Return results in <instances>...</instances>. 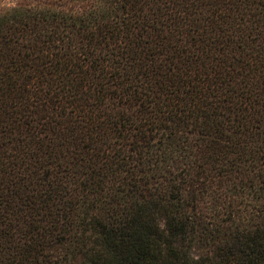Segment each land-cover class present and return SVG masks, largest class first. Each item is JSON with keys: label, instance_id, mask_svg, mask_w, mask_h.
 <instances>
[{"label": "trees", "instance_id": "trees-1", "mask_svg": "<svg viewBox=\"0 0 264 264\" xmlns=\"http://www.w3.org/2000/svg\"><path fill=\"white\" fill-rule=\"evenodd\" d=\"M264 0L0 6V264H264Z\"/></svg>", "mask_w": 264, "mask_h": 264}, {"label": "rangeland", "instance_id": "rangeland-1", "mask_svg": "<svg viewBox=\"0 0 264 264\" xmlns=\"http://www.w3.org/2000/svg\"><path fill=\"white\" fill-rule=\"evenodd\" d=\"M17 0H0V6H8V5H12L16 2ZM261 71H263V68H261L260 66H258L255 70H254V79L257 80L259 83L264 81V75L263 73H261Z\"/></svg>", "mask_w": 264, "mask_h": 264}]
</instances>
